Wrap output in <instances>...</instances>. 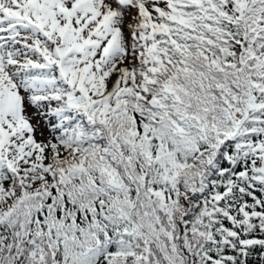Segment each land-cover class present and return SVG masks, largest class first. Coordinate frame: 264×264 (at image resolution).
<instances>
[{"label":"snow or ice","instance_id":"6c2138e0","mask_svg":"<svg viewBox=\"0 0 264 264\" xmlns=\"http://www.w3.org/2000/svg\"><path fill=\"white\" fill-rule=\"evenodd\" d=\"M0 264H264V0H0Z\"/></svg>","mask_w":264,"mask_h":264}]
</instances>
